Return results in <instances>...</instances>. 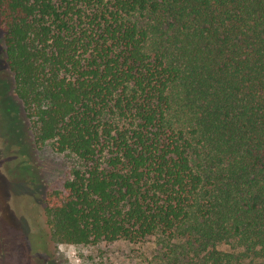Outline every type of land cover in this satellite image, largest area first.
<instances>
[{
	"label": "trees",
	"instance_id": "1",
	"mask_svg": "<svg viewBox=\"0 0 264 264\" xmlns=\"http://www.w3.org/2000/svg\"><path fill=\"white\" fill-rule=\"evenodd\" d=\"M0 27L37 142L81 162L33 250L157 235L258 264L264 0H0Z\"/></svg>",
	"mask_w": 264,
	"mask_h": 264
},
{
	"label": "rangeland",
	"instance_id": "2",
	"mask_svg": "<svg viewBox=\"0 0 264 264\" xmlns=\"http://www.w3.org/2000/svg\"><path fill=\"white\" fill-rule=\"evenodd\" d=\"M140 19L148 23L145 17ZM4 49L0 27V264H222L212 248L202 250L194 239L169 242L157 235L132 244L125 239L97 245L59 244L52 248L53 256L33 250L30 234L45 225L44 199L62 190L81 162L70 152H56L50 142H37L36 131L15 95ZM193 231L198 235V228ZM214 251L218 257L243 248L236 242L219 243ZM255 261L264 264V257Z\"/></svg>",
	"mask_w": 264,
	"mask_h": 264
}]
</instances>
